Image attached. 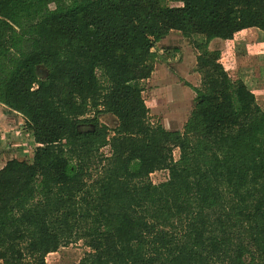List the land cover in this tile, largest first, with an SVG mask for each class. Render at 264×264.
Returning a JSON list of instances; mask_svg holds the SVG:
<instances>
[{"label":"trees","instance_id":"16d2710c","mask_svg":"<svg viewBox=\"0 0 264 264\" xmlns=\"http://www.w3.org/2000/svg\"><path fill=\"white\" fill-rule=\"evenodd\" d=\"M252 27L264 0H0V103L37 143L0 168V264H45L76 240L75 264H264V111L208 47ZM171 30L201 75L182 130L151 122L142 97Z\"/></svg>","mask_w":264,"mask_h":264},{"label":"rangeland","instance_id":"374dc122","mask_svg":"<svg viewBox=\"0 0 264 264\" xmlns=\"http://www.w3.org/2000/svg\"><path fill=\"white\" fill-rule=\"evenodd\" d=\"M172 5L180 3L171 2ZM50 7H53L51 4ZM192 38L201 41L203 36L193 34ZM217 50L219 61L232 79H241L255 94L257 103L264 111V31L247 28L236 32L225 46H209ZM155 53L154 67L151 75L142 81V97L148 107L149 119L160 123L169 130H182L183 124L196 103V93L192 87L201 85V75L196 71L197 50L189 37L179 31L171 30L156 42L152 48ZM39 73L44 74L42 67ZM92 113H89L91 116ZM100 123L105 124L111 135V128L117 125L116 117L111 113H99ZM9 118L0 124V168L10 158L30 161L37 143L32 131L28 129L23 118L0 104V119ZM18 119V120H17ZM11 126V127H10ZM100 151L110 154L109 146ZM178 149L173 150L174 158L178 157ZM102 164V163H100ZM97 167L90 169L95 173ZM168 177L167 170H156L150 173L153 183L164 181ZM89 248L82 240H76L59 247L56 251L45 255V264H75Z\"/></svg>","mask_w":264,"mask_h":264},{"label":"crops","instance_id":"0c3cea01","mask_svg":"<svg viewBox=\"0 0 264 264\" xmlns=\"http://www.w3.org/2000/svg\"><path fill=\"white\" fill-rule=\"evenodd\" d=\"M253 29H257V28H254V27H252ZM247 29V28H246ZM242 30H244V29H242ZM259 30V29H258ZM241 31V30H240ZM239 31V32H240ZM263 32V31H262ZM234 36V35H233ZM232 39V38H231ZM231 39H229V40H224V39H221V38H213V39H211L210 41H209V43H208V47L210 46V45H213V46H227L228 45V42L231 40ZM210 48V47H209ZM1 104V103H0ZM1 105H3V104H1ZM4 106V105H3ZM4 107H6V106H4ZM7 108V107H6ZM9 109V108H8ZM10 110V109H9ZM12 112H14L13 110H11ZM21 116V115H20ZM9 120V118H7V119H5V118H1L0 119V124L2 123V122H6L7 123V125H3L2 126V128L3 127H9V125H10V122L8 121ZM18 120V119H17ZM11 127V126H10ZM2 165H4V163L2 164ZM2 167V166H1Z\"/></svg>","mask_w":264,"mask_h":264}]
</instances>
